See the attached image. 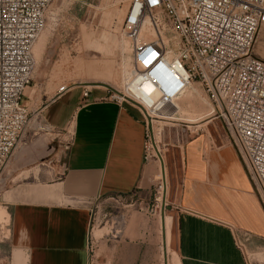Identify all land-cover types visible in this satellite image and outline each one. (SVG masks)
<instances>
[{
	"label": "crops",
	"instance_id": "obj_1",
	"mask_svg": "<svg viewBox=\"0 0 264 264\" xmlns=\"http://www.w3.org/2000/svg\"><path fill=\"white\" fill-rule=\"evenodd\" d=\"M65 93L37 113L52 128L71 127L69 146L54 179L12 190L5 264H246V252H264V208L222 128L183 143L171 230V216L163 213L158 226L144 211L160 168L143 161L139 110L91 90L87 99L78 92L71 105L49 112ZM112 197L126 199L107 213L117 225L93 229L90 208Z\"/></svg>",
	"mask_w": 264,
	"mask_h": 264
},
{
	"label": "built area",
	"instance_id": "obj_2",
	"mask_svg": "<svg viewBox=\"0 0 264 264\" xmlns=\"http://www.w3.org/2000/svg\"><path fill=\"white\" fill-rule=\"evenodd\" d=\"M52 1L0 0V173L28 121L22 98L32 79V49ZM157 13L164 17L161 29L166 28L169 38L166 42L162 38L138 41L146 17L158 27ZM122 24L133 40L132 68L124 85L127 96L110 97L117 102L127 98L139 110L144 127L143 161L159 163L164 174V156L154 125L164 122L177 98L198 82L264 208V61L253 53L256 35L264 26V0H130ZM167 51L174 55L167 58ZM145 82L159 94L157 98L148 96ZM66 90L60 89L58 95ZM90 91L84 87L81 98L87 99ZM68 146L69 141L65 149ZM163 184L164 179H157L156 194ZM153 200L156 203L145 208L152 214L161 211L158 196ZM104 217L108 222L107 213ZM245 261L248 264L246 257Z\"/></svg>",
	"mask_w": 264,
	"mask_h": 264
},
{
	"label": "rangeland",
	"instance_id": "obj_3",
	"mask_svg": "<svg viewBox=\"0 0 264 264\" xmlns=\"http://www.w3.org/2000/svg\"><path fill=\"white\" fill-rule=\"evenodd\" d=\"M129 1L53 0L49 5L44 29L32 49L34 59L32 79L30 85L25 88L22 98L29 112L28 121L17 147L15 146V151H12L0 173V209L8 210L6 202L11 199L12 190L19 185L33 181L46 183L57 176L61 156L66 150V143L70 140L71 127L61 130L47 125L37 113L42 105L52 101L59 90L64 88H71V91L63 92L65 94L49 109V112L71 105L77 93H81L84 87L100 90L111 96L114 92L103 86L107 84L119 91L115 94L125 93L122 76L132 68L133 40L127 30H124L122 21ZM154 16L158 19V27L152 26L150 20L146 19L143 29L140 28L142 31L139 30L136 37L138 41L156 42L162 38L166 42L169 38L166 28L161 29L164 23L162 14L157 13ZM157 30L161 31V36ZM253 53L264 61V26L256 35ZM173 55L174 51L170 56ZM94 83H100L102 86L88 87ZM146 86L148 85H143V89ZM189 87L197 90L200 96L186 89L174 102L171 111L177 112L171 116V119H165L164 122H157L154 125V134L158 147L163 152L165 171H167V199L164 205L161 204L160 212L157 210L152 214L144 211L153 215L158 226L163 213L171 216V230L176 215L174 195L180 173V152L183 143L191 135L205 131L207 128L211 132L222 128L226 133L221 119L215 118L214 114L209 117L210 119L208 118L209 122H205L209 112L203 100L209 103L211 101L202 86L198 82H193ZM145 91L152 98H156L157 95L152 92L151 87ZM128 100L125 98L122 102ZM191 119H201V121L198 123L185 121ZM155 196L159 197L160 192L159 195L155 192ZM123 201V198L112 197L102 202L104 205L99 208L93 206L91 227L96 230L103 228L107 231L114 228L117 223L115 225L112 221L107 222L103 214L111 213L113 208L121 206L119 203ZM154 203L156 202L152 199L151 204ZM9 223L0 219V264H5L7 256L1 247L9 236ZM245 254L248 264H264V252ZM258 254L261 255L260 259Z\"/></svg>",
	"mask_w": 264,
	"mask_h": 264
},
{
	"label": "bare ground",
	"instance_id": "obj_4",
	"mask_svg": "<svg viewBox=\"0 0 264 264\" xmlns=\"http://www.w3.org/2000/svg\"><path fill=\"white\" fill-rule=\"evenodd\" d=\"M146 19H148L147 17L145 18V20H144V22H143V24L140 26V28L144 25V23H145V21H146ZM149 21V20H148ZM139 28V30H141V29H143V27L140 29ZM147 30V29H146ZM142 31V30H141ZM139 32V31H138ZM170 55H171V53L169 52V51H167V54H166V57L167 58H169L170 57ZM130 74H131V70H129V71H127V72H125L124 74H123V76H122V81L124 82V85H125V82H126V80L129 78V76H130ZM144 84H147L148 86H150L151 88H152V86L149 84V83H144ZM104 85H107V84H103V86ZM191 85V84H190ZM189 85V86H190ZM102 85L100 84V83H94L93 85H89L88 87H101ZM188 86V87H189ZM105 87V86H104ZM187 87V88H188ZM186 88V89H187ZM119 92V91H118ZM185 92V91H184ZM183 92V93H184ZM146 93H147V91H146ZM182 93V94H183ZM115 94V93H114ZM123 94V93H122ZM181 94V95H182ZM156 98L159 96V94L158 93H156ZM124 96H127L125 93H124ZM149 96V95H148ZM153 99H155V98H153ZM211 104V103H210ZM211 106H212V104H211ZM176 110V109H175ZM174 111H170V113H168L167 114V117H165V118H167V119H171V116L173 115L172 113H173ZM213 112H214V108H213V106H212V108H211V111L209 112V114L206 116V120H208V118L213 114ZM210 119V118H209ZM186 122H189V123H198L199 121H201V119H191V120H185ZM210 121V120H209ZM200 126V125H199ZM160 129V128H159ZM159 168H160V178H162V179H164V182H165V184H163V186L160 188V196L158 197V200L160 201V203L161 204H164V202L166 201V199H167V196H166V194H167V181H165L166 180V177H165V172H164V174H163V172H162V169H161V167H160V165H159ZM0 219H4L7 223L9 222V213H8V211L4 208V209H0Z\"/></svg>",
	"mask_w": 264,
	"mask_h": 264
},
{
	"label": "water",
	"instance_id": "obj_5",
	"mask_svg": "<svg viewBox=\"0 0 264 264\" xmlns=\"http://www.w3.org/2000/svg\"><path fill=\"white\" fill-rule=\"evenodd\" d=\"M108 90L114 92V93H118L116 90H114L112 87H110L109 85H104ZM129 103L131 104H134V102H132L131 100H128ZM46 104L43 105V107L45 106Z\"/></svg>",
	"mask_w": 264,
	"mask_h": 264
}]
</instances>
